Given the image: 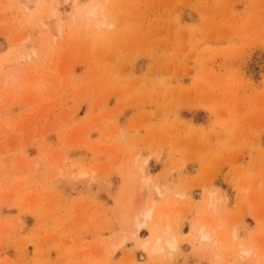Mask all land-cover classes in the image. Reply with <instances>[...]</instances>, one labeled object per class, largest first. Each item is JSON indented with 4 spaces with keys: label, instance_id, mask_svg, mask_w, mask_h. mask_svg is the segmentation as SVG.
Segmentation results:
<instances>
[{
    "label": "rangeland",
    "instance_id": "374dc122",
    "mask_svg": "<svg viewBox=\"0 0 264 264\" xmlns=\"http://www.w3.org/2000/svg\"><path fill=\"white\" fill-rule=\"evenodd\" d=\"M76 1L0 0V264H264V0Z\"/></svg>",
    "mask_w": 264,
    "mask_h": 264
},
{
    "label": "bare ground",
    "instance_id": "6f19581e",
    "mask_svg": "<svg viewBox=\"0 0 264 264\" xmlns=\"http://www.w3.org/2000/svg\"><path fill=\"white\" fill-rule=\"evenodd\" d=\"M30 1H34V0H26V3L27 2H30ZM76 1V0H75ZM82 2V1H81ZM95 3H97V2H95ZM76 4H78L77 3V1H76ZM104 5V4H103ZM27 8V7H26ZM100 9V8H99ZM103 9V8H102ZM56 10V9H55ZM53 13H54V11H52ZM51 12V13H52ZM52 13V15H55V14H53ZM81 13V15L82 16H84V17H86V18H89V17H94L95 19H96V27H103L104 29L105 28H107L108 26H110V24H111V22H109L108 21V19L105 17V14L104 13H106V12H104V13H102L101 15V18H98L97 16H98V5L97 4H92L91 3V5L89 6V7H86V9L85 10H83L82 12H80ZM66 14V13H65ZM51 15V16H52ZM51 16H47V17H51ZM72 19H74L73 17H72ZM81 19V18H80ZM45 25V24H44ZM88 25V24H87ZM59 27H60V25H59ZM58 29H60V28H58ZM65 29V28H64ZM104 29H103V31H104ZM33 51V50H32ZM33 53V52H32ZM28 54V53H27ZM29 54H31V52H29ZM28 54V55H29ZM32 55V54H31ZM33 56V55H32ZM31 56V57H32ZM23 57V56H22ZM21 57V58H22ZM27 58V57H26ZM78 174H79V171H78ZM80 174H84V172H80ZM147 177V176H146ZM148 182H149V180H148V177H147V179H145V178H142V186L143 185H145V184H148ZM151 182V181H150ZM149 182V183H150ZM138 185V184H137ZM132 187V186H131ZM138 190V189H137ZM141 191V190H140ZM162 191V190H161ZM141 192H143V191H141ZM160 193V192H159ZM139 194H141V193H139ZM146 195V194H145ZM140 197V196H139ZM219 198V197H218ZM128 199V198H127ZM140 199H142V198H140ZM145 199H146V196H145ZM214 200H217L215 197H214ZM218 200H220V198L218 199ZM165 201V200H164ZM166 202V201H165ZM215 202V201H214ZM143 203H145V202H143ZM157 204H158V202H157V200L155 199V200H153V201H151V204H150V206L149 207H146L145 208V205L146 204H143L144 206H143V208L144 209H140V207L139 208H137L138 210L140 209V213L142 214V216L147 220V219H149V218H151L152 216H153V214L155 213L154 212V209H155V207L157 206ZM212 205V204H211ZM139 206H140V204H139ZM142 206V205H141ZM147 206V205H146ZM213 206V205H212ZM142 208V207H141ZM161 208V207H160ZM171 209V208H170ZM142 210V211H141ZM160 211H158V214H159V218H158V215H157V219H161L162 217H164L163 219H164V221H165V223H166V225L164 224V229H165V231H167L166 230V228L168 227V229L170 228L169 226H170V224L168 223V217H169V215H168V211L167 212H164V210H161V209H159ZM169 210V209H168ZM171 211V210H170ZM138 212V211H137ZM134 213V212H133ZM131 214V213H130ZM171 215V214H170ZM131 216H133V215H131ZM155 216V215H154ZM144 218H142V219H140L139 218V220L137 219V218H135V216H134V220L135 219H137V220H135V226H132V228L133 227H135V228H133L134 230H136V233H137V227L139 228V222L141 221V220H143ZM144 219V220H145ZM154 219V218H153ZM220 219V218H219ZM133 220V221H134ZM132 221V222H133ZM208 221H209V219H208ZM221 221V220H220ZM219 221V222H220ZM138 222V223H137ZM142 222V221H141ZM140 222V223H141ZM207 222V221H206ZM215 222H216V220H215ZM134 223V222H133ZM204 223H205V221H204ZM209 223H210V221H209ZM213 223V222H212ZM221 223V222H220ZM219 223V224H220ZM177 224V223H176ZM211 224V223H210ZM209 224V225H210ZM218 224V222H217V225H219ZM137 225V226H136ZM143 225V224H142ZM141 225V226H142ZM168 225V226H167ZM174 225V224H173ZM179 225V224H178ZM202 225V224H201ZM214 225H215V223H214ZM217 225H215V226H217ZM221 225V224H220ZM131 226V225H130ZM180 227V226H179ZM179 227H177L178 229H179V231H180V228ZM199 228H200V230H199V232L201 233L200 235H201V237H202V239H206L207 241H208V239H210V233L206 230V228L204 227V225L203 226H199ZM198 228V229H199ZM214 228V227H213ZM212 228V229H213ZM132 229V230H133ZM207 229H208V227H207ZM133 230V231H134ZM158 230V229H157ZM214 230V229H213ZM212 230V231H213ZM161 231V230H160ZM164 231V230H163ZM169 231V230H168ZM135 233V232H134ZM134 233H133V235H134ZM163 233V232H162ZM157 234V233H156ZM234 234V233H233ZM163 235V234H162ZM168 235H171V234H168ZM129 236H131V235H129ZM157 236V235H156ZM134 237V236H133ZM138 236H136V238H137ZM225 237V236H224ZM233 237V236H232ZM156 238V239H155ZM231 238V237H230ZM234 238V237H233ZM119 239V238H118ZM123 239L124 238H120V241H121V244H123L122 242H123ZM140 239V238H139ZM151 239V238H150ZM226 239V238H225ZM229 239V238H228ZM114 240V239H113ZM149 239H147V240H145L144 242L142 241V243L141 242H138V244H141V246H143V247H147L148 246V244H149V241H148ZM154 241H153V243H152V245H150V249H151V251L152 252H160V251H162V250H164L166 247H168V248H174L175 247V240L176 239H174V237H173V239L172 238H170L169 236H163V238H162V236H158V237H154V239H153ZM227 240V239H226ZM119 240H118V242H120ZM202 241V240H201ZM114 243V242H113ZM228 243V242H227ZM121 244H119L118 243V245H121ZM213 244V243H212ZM114 245H115V247H118L117 246V243L115 244L114 243ZM222 245H224V244H222ZM149 249V250H150ZM239 249V248H238ZM173 250V249H172ZM240 250V249H239ZM243 250V249H242ZM242 250H240L239 252H238V256H242L243 254H242ZM151 252V253H152ZM244 252V251H243ZM246 253H249V252H247V250L245 251ZM153 253V254H154ZM247 256V255H246ZM239 257V258H240ZM244 257V256H243ZM242 257V258H243Z\"/></svg>",
    "mask_w": 264,
    "mask_h": 264
}]
</instances>
